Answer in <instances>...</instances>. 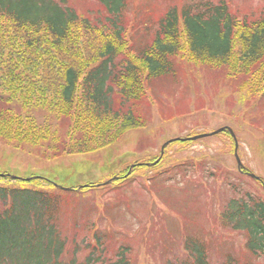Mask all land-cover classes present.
Returning <instances> with one entry per match:
<instances>
[{"label": "trees", "instance_id": "1", "mask_svg": "<svg viewBox=\"0 0 264 264\" xmlns=\"http://www.w3.org/2000/svg\"><path fill=\"white\" fill-rule=\"evenodd\" d=\"M96 1L109 15L105 21L82 17L69 0H0V142L42 151L46 159L114 143L126 131L148 124L143 107L152 104L153 81L176 78L184 62L236 79L238 90L251 89L264 102L263 15L239 21L223 0L172 6L149 21L145 30L150 36L134 44L126 39L127 24L121 21L127 1ZM23 102L39 112L45 109L49 122L23 115ZM52 120L58 122L57 130H51L56 125ZM136 166L101 190L127 187ZM174 168L185 176L200 172L206 179L224 172L204 160ZM226 184L230 194L218 219L224 229L243 234L249 257L226 253L217 264H257L264 257V199ZM91 188L65 191L45 177L0 176V264H132L130 247L109 249L95 225L81 247L72 238L70 251L58 219L64 217L66 200ZM214 229L207 226L201 234L185 236L182 252L167 257L165 264H212L206 233Z\"/></svg>", "mask_w": 264, "mask_h": 264}, {"label": "rangeland", "instance_id": "2", "mask_svg": "<svg viewBox=\"0 0 264 264\" xmlns=\"http://www.w3.org/2000/svg\"><path fill=\"white\" fill-rule=\"evenodd\" d=\"M126 1L121 21L127 24L126 39H132L135 44L150 36L145 26L169 7L206 0ZM223 1L239 21L243 17L254 20L264 16V0ZM69 2L79 15L92 21L109 18L96 0ZM177 68L176 78L165 76L153 81L149 94L152 104L143 107L148 112V124L126 131L114 143L88 153L46 159L42 151L36 154L0 142V173L45 177L58 186H74L79 189L77 192L84 186L94 189L71 196L66 200V208L63 206L64 217L58 221L68 238L70 251L72 238L81 247L89 241L90 228L95 225L109 249L119 244L130 247L132 264H165L167 257L182 252L185 236L201 234L211 226L215 229L206 236L212 264L223 261L226 253L249 257L243 248V234L224 229L218 219L221 203L230 194L228 181L257 192L264 199L262 184L237 170L231 136L224 131L196 140L175 141L164 148L161 156L160 152L162 144L171 138L210 133L228 126L235 133L237 154L245 169L264 182V102L256 100L255 91L238 90L236 79L228 81L213 69L202 67L198 71V67L185 62ZM43 111L22 103L23 115L29 113L40 123L49 122L51 116ZM52 121L56 124V120ZM58 125L57 122L51 126V130H57ZM156 158L155 165L144 164ZM202 160L213 170L218 166L224 172L206 179L200 172L185 176L175 171L178 163ZM140 163L143 164L137 167ZM135 166L130 182L121 191L106 192L97 187L107 181L112 185L123 171L128 169L130 173ZM151 177L154 178L148 181ZM196 181L205 182V186H195ZM109 235L116 236L108 240ZM256 262L264 264V257Z\"/></svg>", "mask_w": 264, "mask_h": 264}, {"label": "water", "instance_id": "3", "mask_svg": "<svg viewBox=\"0 0 264 264\" xmlns=\"http://www.w3.org/2000/svg\"><path fill=\"white\" fill-rule=\"evenodd\" d=\"M224 130H227V131L229 132V134H230V135L233 137V139H234V143H235V152H234V156H235V159H236V162H237V167H238V169H239V170H242V163H241L240 158L238 157V154H237V151H236V150H237V141H236V137H235L234 132L232 131V129H231L230 127H222V128H219V129H217V130H215V131H212V132H210V133L198 134V135H194V136L178 137V138L170 139V140L166 141V142L162 145V147H161V153H162V151H163L164 146H165L167 143L171 142V141H174V140H182V141L196 140V139L201 138V137H204V136H209V135L217 134V133H219V132H221V131H224ZM157 161H158V159L155 160V161L152 162V163H146V164H147V165H154V164L157 163ZM246 174L249 175V176L252 177V178L257 179V180L260 179L258 176L254 175L253 173L246 172ZM3 175H4V174H0V176H3ZM9 176H10L11 178H19V177H17V176H12V175H9ZM28 179H29V178H25L24 180H28ZM109 182H110V181H107V182H105V183H109ZM105 183H104V184H105ZM58 188H59V189H63V190H70V189H71V188H67V187H63V186H58ZM263 188H264V185H263Z\"/></svg>", "mask_w": 264, "mask_h": 264}]
</instances>
